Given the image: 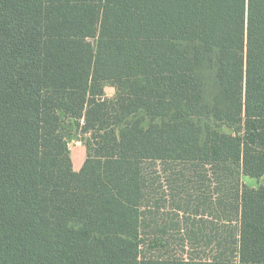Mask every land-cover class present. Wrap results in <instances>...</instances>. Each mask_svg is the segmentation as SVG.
I'll return each mask as SVG.
<instances>
[{"label":"trees","instance_id":"obj_1","mask_svg":"<svg viewBox=\"0 0 264 264\" xmlns=\"http://www.w3.org/2000/svg\"><path fill=\"white\" fill-rule=\"evenodd\" d=\"M243 177L264 179V0H0V264H264Z\"/></svg>","mask_w":264,"mask_h":264},{"label":"rangeland","instance_id":"obj_2","mask_svg":"<svg viewBox=\"0 0 264 264\" xmlns=\"http://www.w3.org/2000/svg\"><path fill=\"white\" fill-rule=\"evenodd\" d=\"M216 68L212 65L205 64L198 70V75L203 83L204 87V99L208 103H212L214 97L219 92V87L215 77ZM105 97L111 99L114 96V90L106 86ZM224 132L229 133V130L223 129ZM79 137L74 134L73 139L69 142V150L71 152L72 159L74 162H81L85 158L84 153L81 151V143L79 142ZM160 172L156 175L152 173L149 177V187L153 194V204L150 213L147 215L146 229L144 233L146 236L154 231L157 226L164 225L170 216L169 205L167 202V189L171 183L174 173L175 164H161L155 167ZM242 182L251 188H256L259 184L264 182V179L253 180L246 177L242 178Z\"/></svg>","mask_w":264,"mask_h":264},{"label":"crops","instance_id":"obj_3","mask_svg":"<svg viewBox=\"0 0 264 264\" xmlns=\"http://www.w3.org/2000/svg\"><path fill=\"white\" fill-rule=\"evenodd\" d=\"M112 89H113V88H112ZM105 90H106V88H105ZM113 90H114V89H113ZM105 94H106V91H105ZM81 151H82V153H84L83 155H85V149H84V147H83L82 144H81ZM84 159H85V158H83L81 162H78V161H77V162H74V160L72 159V156H71V161H72V168H73V171L78 172V171L80 170V168H81L82 165H83Z\"/></svg>","mask_w":264,"mask_h":264}]
</instances>
